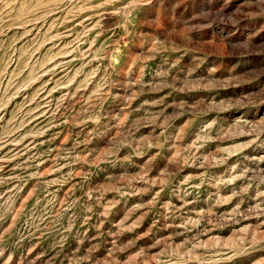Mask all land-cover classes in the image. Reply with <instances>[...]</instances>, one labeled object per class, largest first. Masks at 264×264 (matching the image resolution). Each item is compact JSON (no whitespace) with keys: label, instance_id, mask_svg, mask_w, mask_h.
<instances>
[{"label":"rangeland","instance_id":"obj_1","mask_svg":"<svg viewBox=\"0 0 264 264\" xmlns=\"http://www.w3.org/2000/svg\"><path fill=\"white\" fill-rule=\"evenodd\" d=\"M0 264H264V0H0Z\"/></svg>","mask_w":264,"mask_h":264}]
</instances>
